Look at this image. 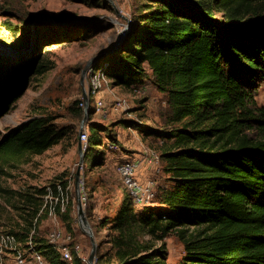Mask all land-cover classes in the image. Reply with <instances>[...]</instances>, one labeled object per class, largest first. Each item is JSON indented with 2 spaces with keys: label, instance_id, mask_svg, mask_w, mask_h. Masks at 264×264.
<instances>
[{
  "label": "trees",
  "instance_id": "1",
  "mask_svg": "<svg viewBox=\"0 0 264 264\" xmlns=\"http://www.w3.org/2000/svg\"><path fill=\"white\" fill-rule=\"evenodd\" d=\"M144 1L119 45L96 68L115 86L150 81L165 94L169 128L158 135L167 180L153 207L141 208L126 188L116 214L101 221L102 227L110 223V251L97 255V262L173 264L164 248L142 236L176 233L185 249L178 264H264V105L256 99L264 82V0ZM8 62L0 58V118L28 72L44 71L35 61L27 71L19 62L8 69ZM101 130L116 139L91 124L87 150L105 147ZM64 135L45 116L0 134V173ZM99 160L95 154L93 161ZM68 193L66 180L20 189L0 184V196L18 211L19 230L11 233L22 243L31 240L53 264H86L79 256L61 259L55 244L37 233L52 205L47 197ZM73 206L71 200L64 210L56 206L69 228Z\"/></svg>",
  "mask_w": 264,
  "mask_h": 264
},
{
  "label": "rangeland",
  "instance_id": "2",
  "mask_svg": "<svg viewBox=\"0 0 264 264\" xmlns=\"http://www.w3.org/2000/svg\"><path fill=\"white\" fill-rule=\"evenodd\" d=\"M144 2L0 0V58L9 61L8 69L19 62L27 71L35 61L36 66L42 64L44 70L36 72L35 67L28 72L26 81L19 87L18 97L0 118V134L36 116L49 118L56 128L65 132L58 144L42 154L27 157L17 167H7V173H0V184L20 189L66 180L68 195L65 198L50 195L47 199L53 206L64 201V208L68 200L73 202L71 229L57 211L56 215L49 212L43 217L37 233L48 239L53 229L67 228L88 257L94 246L81 223L79 192L96 239L97 256L110 251V223L102 227L101 221L116 214L129 191L117 172L118 164L124 160L135 163L136 178L144 184L153 181L158 187L167 180L161 158L158 167L148 162L152 151L160 156L164 143L158 133L169 128L165 94L150 81L136 88L115 86L96 68V64L103 62L119 45L125 36L118 40L126 30L122 29L124 24L127 23L129 29ZM257 90L256 99L259 105H264V82ZM91 124L107 128L116 136L114 140H118V144L112 147L114 140L101 130L105 147L85 149L82 134L86 132L89 137ZM95 154L100 159L98 162L93 161ZM143 172L147 174L144 176ZM156 204L157 201L152 200L139 206ZM18 219V211L0 196V234L18 231ZM142 238L153 240L156 248H164L168 261L173 264H178L185 253L184 243L176 233L162 239L153 238L151 234ZM23 244L28 247L27 241ZM106 260L96 264H109Z\"/></svg>",
  "mask_w": 264,
  "mask_h": 264
},
{
  "label": "built area",
  "instance_id": "3",
  "mask_svg": "<svg viewBox=\"0 0 264 264\" xmlns=\"http://www.w3.org/2000/svg\"><path fill=\"white\" fill-rule=\"evenodd\" d=\"M127 25L125 23L122 29L128 28ZM126 33L124 32L123 34L125 35ZM82 136L85 139L84 147L86 149L88 147L87 133L84 132ZM111 145L112 147L116 146L115 143H111ZM160 158L157 152L152 151L148 162L150 165L158 167ZM136 171L137 165L130 160H124L117 166V172L122 176L127 188L136 197L139 204H146L155 199L158 187L153 181L146 184L139 182L136 178ZM63 202L61 204L62 210L65 209ZM56 206L57 204L55 206L51 205V215H56ZM48 238L55 244L63 260L73 262L74 258L79 256L86 264H96L97 256L93 262H90L89 257L82 253L81 243L76 241L74 234L67 228L53 229ZM27 243L28 247L14 233L2 232L0 234V264H53L35 248L31 240Z\"/></svg>",
  "mask_w": 264,
  "mask_h": 264
},
{
  "label": "water",
  "instance_id": "4",
  "mask_svg": "<svg viewBox=\"0 0 264 264\" xmlns=\"http://www.w3.org/2000/svg\"><path fill=\"white\" fill-rule=\"evenodd\" d=\"M128 31V28H126L125 32ZM124 34H121L119 36L120 40L123 37ZM78 208H79V214H80V219H81V223L83 225V227L85 228V231L91 236L92 238V243H93V250L89 255V261L93 262L95 257H96V239L94 238V232L92 230V227L88 221V219L86 218L85 212H84V208H83V203L81 200V196H80V192L78 193Z\"/></svg>",
  "mask_w": 264,
  "mask_h": 264
},
{
  "label": "crops",
  "instance_id": "5",
  "mask_svg": "<svg viewBox=\"0 0 264 264\" xmlns=\"http://www.w3.org/2000/svg\"><path fill=\"white\" fill-rule=\"evenodd\" d=\"M147 174V172H143V175L145 176ZM144 176H140L141 178H144L145 179V177Z\"/></svg>",
  "mask_w": 264,
  "mask_h": 264
}]
</instances>
